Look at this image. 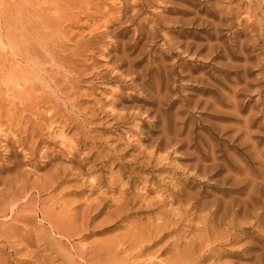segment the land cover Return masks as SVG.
<instances>
[{"label": "rangeland", "instance_id": "374dc122", "mask_svg": "<svg viewBox=\"0 0 264 264\" xmlns=\"http://www.w3.org/2000/svg\"><path fill=\"white\" fill-rule=\"evenodd\" d=\"M100 1L63 19L85 75L58 113L17 42L54 9L0 0V264H264V0Z\"/></svg>", "mask_w": 264, "mask_h": 264}, {"label": "bare ground", "instance_id": "6f19581e", "mask_svg": "<svg viewBox=\"0 0 264 264\" xmlns=\"http://www.w3.org/2000/svg\"><path fill=\"white\" fill-rule=\"evenodd\" d=\"M46 1V5L48 8H53L54 9V13L53 14H45L43 16V19L41 21H33L31 24V29H30V33H29V37L28 39L24 40L22 38V36H18L17 34L13 35V33L9 34L7 33V37L12 38V36L15 38V40L18 37H21L24 40V44L21 42V39L18 42L19 46L22 45L21 47L23 49H26L24 51V55L26 52V56L25 58L30 61L32 59H34L35 57L37 59H34V65L37 66L41 71L42 75L45 76V78L49 79V84L48 86L50 87H54L57 91V96H56V101H52L53 106L56 108L55 112L61 113V110L66 109L68 107H71L72 109L75 108V110L77 111V96L75 94V90L77 88V81L78 79H81V77L83 76V74L85 73V69L80 68V66H78V62H80L78 60L77 62V57L80 54V51L82 50V48L84 47V43L82 42H75L71 45L70 41V37L68 38L66 35V33L63 31V27H62V23H63V19H66V17H68L69 12L72 11V9L76 8H89V5L92 2V0H45ZM98 2L100 0H97ZM111 1V0H110ZM110 1H105V2H110ZM114 1V0H113ZM133 1V0H132ZM135 1V0H134ZM133 1V2H134ZM138 3H140V5H142L143 0H136ZM151 1V0H150ZM231 1V0H230ZM245 1V0H244ZM252 1V0H251ZM96 2V0H95ZM132 2V3H133ZM101 3V1H100ZM128 3V2H127ZM129 2V6L131 7V5ZM135 3V2H134ZM137 3V4H138ZM147 2H145L146 4ZM95 4V3H94ZM97 4V3H96ZM99 4V3H98ZM106 4V3H105ZM137 4H134V9H132L135 13V15L130 16L131 20L134 19L135 16H137L136 14L139 13V10L137 9ZM148 4V3H147ZM103 5V4H102ZM101 5V8L103 7ZM114 5V2H113ZM127 5V6H128ZM139 5V4H138ZM236 5V4H235ZM91 6V5H90ZM96 7V5H94ZM93 6V7H94ZM100 7V4L98 5ZM143 6V5H142ZM234 6V5H233ZM108 5L105 8H107ZM100 8V9H101ZM110 8V7H109ZM132 8V7H131ZM86 9V10H87ZM98 9V8H97ZM80 10V9H79ZM85 10V11H86ZM102 10V9H101ZM142 10V9H141ZM84 11V12H85ZM89 11V9H88ZM87 11V12H88ZM103 11V10H102ZM104 11H107L104 10ZM143 11V10H142ZM230 11V10H229ZM109 12V11H108ZM111 12V11H110ZM109 12V13H110ZM252 11H249V13H251ZM103 13V12H102ZM105 13V12H104ZM142 13V12H141ZM228 13V12H227ZM44 14V13H43ZM97 14L99 15V13L97 12ZM90 15V14H89ZM102 16V14H100ZM104 15V14H103ZM256 15V14H255ZM78 16V14H77ZM96 16V15H94ZM73 17V16H71ZM91 17V15H90ZM70 18V17H69ZM95 17H93L94 19ZM98 18V16H97ZM102 18V17H101ZM264 18V17H263ZM103 19V18H102ZM129 19V18H128ZM260 19V18H259ZM70 20V19H69ZM100 20V18H99ZM252 21V20H251ZM259 21V20H257ZM256 21V22H257ZM261 21V20H260ZM259 21V22H260ZM31 22V21H30ZM132 23V21H130ZM137 27L135 29H137V31H140V29L142 28V24L140 21L136 22ZM30 25V23H29ZM255 25V24H254ZM261 25V24H259ZM63 28V29H62ZM136 31V32H137ZM10 32H12L10 30ZM9 32V33H10ZM118 32V31H117ZM21 33V32H20ZM19 34V33H18ZM24 34V33H23ZM11 35V36H10ZM18 36L17 38L15 36ZM22 35V34H20ZM25 35V34H24ZM26 37V36H25ZM91 37V36H90ZM13 38V39H14ZM8 39V38H7ZM22 40V41H23ZM13 41V42H16ZM89 41V40H88ZM14 46L17 47V43H13ZM87 44V41H86ZM92 44L94 45V42H92ZM96 46V45H94ZM89 47V46H88ZM93 48V47H92ZM96 48V47H95ZM86 49V48H85ZM89 49H87L88 51ZM83 54V52H82ZM82 57V56H81ZM80 58V57H79ZM87 59V58H86ZM87 62V60H85ZM83 63V62H82ZM85 63V62H84ZM33 65V64H32ZM84 66V65H82ZM91 67V66H89ZM37 70V69H36ZM40 73V74H41ZM88 73V72H86ZM93 73V72H92ZM89 74V73H88ZM91 74V73H90ZM85 75V74H84ZM122 78V77H120ZM29 85V84H28ZM55 91V90H54ZM77 91V90H76ZM47 93V92H46ZM75 94V95H74ZM56 95V94H55ZM71 95H74L72 99ZM76 96V97H75ZM55 97V96H54ZM51 99V98H50ZM63 100V103L60 104L59 100ZM51 101V100H50ZM65 107V108H64ZM70 109V108H69ZM67 110V109H66ZM78 112V111H77ZM76 114V113H75ZM74 114V115H75ZM80 115V113H79ZM137 115V114H136ZM55 116V115H54ZM60 116H63L62 114H60ZM122 116V115H121ZM75 117V116H74ZM88 120V119H87ZM84 122V121H83ZM19 193H22L23 195L27 194L26 189L21 190ZM22 196V195H21ZM18 193H12L10 195H8L4 200H5V205H13L12 209H9L7 207H0V216H5V217H16L18 216L16 214L17 209L20 207L19 205V198L21 197ZM195 197V196H194ZM193 197V198H194ZM0 201V202H4ZM124 200V198H123ZM128 200V199H127ZM130 200V199H129ZM196 200V199H195ZM126 201V200H125ZM175 196H173L172 194L169 195L165 200H162L161 205L163 206V210L159 211V214L156 216V222L155 221H149V223H145L143 226L138 225L136 226V231L133 233L131 231V229H129L132 233L128 232V235L130 234V237L128 238V241L130 242V246H136L139 243V239L142 236L143 239V234L145 233L146 235V230L148 229V231H155V230H159L164 226H167L168 222H169V216L173 215V214H177V215H181L184 213V211L186 210V207H184V204H182V202L180 200L179 202V206L176 207L175 209H172L171 212H167V209H164V206L169 203V202H175ZM195 202V201H194ZM123 203V202H122ZM35 204V203H34ZM124 204V203H123ZM127 204V202H126ZM30 205V204H29ZM27 205H23V207H28ZM190 205V204H189ZM190 208V207H189ZM167 210V211H166ZM40 211L42 212V216L43 219L46 220L48 223H50L54 229V231H56L57 233H61L62 232V224L60 222V216L57 215L56 213L52 212L51 210H48L44 207H42L40 209ZM210 215V214H209ZM59 216V217H58ZM8 217V218H9ZM172 221V220H171ZM150 233V232H149ZM127 235V236H128ZM145 238V237H144ZM141 242V241H140ZM131 247V249H132ZM99 248V247H98ZM104 249V247H103ZM110 249V248H109ZM115 249V247H114ZM119 249V248H118ZM103 252V251H101ZM101 252H98L99 255ZM120 252V251H119ZM117 253V252H116ZM134 253V252H133ZM102 254V253H101ZM108 254V252L106 253ZM114 254V253H113ZM112 254V255H113ZM118 254V253H117ZM115 254V255H117ZM98 255V256H99ZM114 256V255H113ZM105 257V256H104ZM99 258V257H98ZM97 258V259H98ZM107 258V257H105ZM104 259V258H103ZM105 260V259H104ZM119 260V259H118ZM101 261V260H100ZM98 262V261H97ZM102 262V261H101ZM176 262V261H175ZM175 262H171L168 261L165 264H178ZM104 263V262H103ZM181 263V262H180ZM179 263V264H180ZM190 263V262H189ZM199 263V262H198ZM106 264V263H105ZM108 264V263H107ZM117 264V263H116ZM125 264V263H124ZM182 264V263H181ZM187 264V263H186ZM190 264H193L192 262Z\"/></svg>", "mask_w": 264, "mask_h": 264}]
</instances>
